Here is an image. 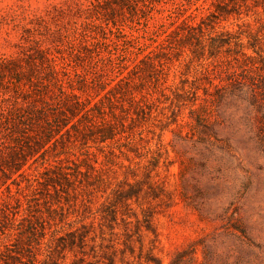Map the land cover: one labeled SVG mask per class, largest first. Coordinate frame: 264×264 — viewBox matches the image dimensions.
<instances>
[{
    "label": "rangeland",
    "instance_id": "obj_1",
    "mask_svg": "<svg viewBox=\"0 0 264 264\" xmlns=\"http://www.w3.org/2000/svg\"><path fill=\"white\" fill-rule=\"evenodd\" d=\"M212 2H129L99 15L104 0H0V63L10 69L0 66V264H264L253 109L231 96L205 102L244 56L228 64L223 52L197 60L164 48L185 22L205 20V38L233 34L264 68V6L215 19ZM58 88H83L74 91L89 107L102 99L114 138L63 130L38 146V127L20 119L35 99L58 107ZM203 105L208 128L197 122ZM52 171L69 182L46 185Z\"/></svg>",
    "mask_w": 264,
    "mask_h": 264
},
{
    "label": "trees",
    "instance_id": "obj_2",
    "mask_svg": "<svg viewBox=\"0 0 264 264\" xmlns=\"http://www.w3.org/2000/svg\"><path fill=\"white\" fill-rule=\"evenodd\" d=\"M161 1L162 0H104L103 4L98 5L100 10H96V13L100 15L101 9H110L111 11L107 15H112L118 11L117 8L121 3L122 5H127L129 2H142L143 5L148 6V4L152 5L154 3H160ZM250 1L255 7L264 6V0H260L259 2L258 0H213L211 4L213 11L210 17L216 19L233 14L241 15L243 9L250 8ZM207 25L205 20H202L198 25L187 24L185 22L180 31H175L169 35L170 39H167L168 45L164 48L187 47L197 60H215L223 52L228 54L226 57V62L228 64L232 62V60H230L232 52H234L233 54L235 55L244 56V63H241L239 66L241 70L240 73H238L237 70L233 72H228L227 70L228 87L218 88L216 86L215 92L209 94L208 90H205V95L209 97L205 99V102L210 103L211 106H218L230 96L246 100L253 109L250 120L252 128L255 130V138L264 152V68L256 66L255 57L249 56L243 52L242 45L235 40L236 37H234L233 34L221 32L205 38ZM146 58L152 60L151 55H147ZM234 60H236V63H239L237 58H234ZM151 65L155 69V64L151 63ZM0 66L1 68L10 70L7 63L2 62ZM231 67L234 69V66ZM49 68L50 74H57V70L53 66L49 65ZM15 75L14 78L16 82L20 83L22 80V78H19L21 73H15ZM55 79L58 83L59 80H57V78ZM28 82L33 83L31 77L28 78ZM17 85L18 84L15 86ZM70 89L72 91L67 93L64 88H58L60 95H62V99L58 100V107L55 108L46 106V102H44V105L41 107H38V102H43V100H33L31 112L25 118L22 116L20 119V123L22 124L27 123L30 127L33 125L38 127L36 131L42 134L40 137L41 140L37 142L38 146L51 142L55 137L54 135L60 134V136L63 137V130H65V134H70L71 130L80 133V137L84 141L92 140L93 142L99 141L104 143L108 140H112L115 136V127L110 120L106 119L108 113L103 100L100 99L99 102H95L92 107H89L90 102L86 103L82 101L81 97L74 91V89L81 91L83 88ZM110 92L112 93L113 91ZM104 97L106 99L109 98L106 95ZM131 99L136 103L140 111L144 110L140 101H136L133 97H131ZM109 102L110 105H113L111 100ZM108 108H110V106H108ZM201 110H203V113L197 116V122L208 128L206 122L213 116V111L209 110L207 105H203ZM80 114L81 118H78ZM76 118L78 119V123L73 122ZM82 120L87 124L90 123L89 125L86 124L84 127L87 132L79 131V124L83 122ZM52 173H55V177L47 173L48 176L45 178L46 185H53L58 179L69 182L70 173L64 171H60L59 173L52 171Z\"/></svg>",
    "mask_w": 264,
    "mask_h": 264
}]
</instances>
